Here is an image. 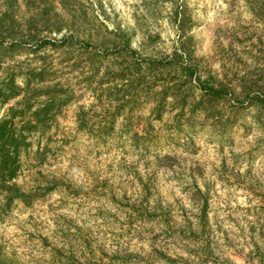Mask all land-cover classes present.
I'll return each mask as SVG.
<instances>
[{"label":"rangeland","instance_id":"374dc122","mask_svg":"<svg viewBox=\"0 0 264 264\" xmlns=\"http://www.w3.org/2000/svg\"><path fill=\"white\" fill-rule=\"evenodd\" d=\"M0 39V119L71 99L0 191V264H264V0H0Z\"/></svg>","mask_w":264,"mask_h":264},{"label":"trees","instance_id":"16d2710c","mask_svg":"<svg viewBox=\"0 0 264 264\" xmlns=\"http://www.w3.org/2000/svg\"><path fill=\"white\" fill-rule=\"evenodd\" d=\"M4 18L1 17V21ZM56 45V43L50 39L42 38L38 40V43L34 47L35 51L40 50L46 46H54V48H58L62 46L64 43V38ZM19 41H11L8 42V48H12L16 46V43ZM3 43L2 39H0V44ZM18 44L22 45L21 42ZM125 47L129 48L128 42L124 41ZM89 46H87L88 48ZM106 54V53H105ZM188 76L190 78L193 77V70L191 68L188 69ZM196 78V76L194 77ZM120 79H124L120 77ZM125 80V79H124ZM129 79L127 80V82ZM5 85L0 86V104L7 102L9 99L14 98L20 94V91H15L13 88L19 87L15 82L13 77L8 78ZM8 85V86H7ZM13 86V87H12ZM128 84L126 85V87ZM199 88L205 95L209 97H220L225 94L226 89L224 87H215L209 84H200ZM126 96V95H124ZM166 96H173L167 93ZM70 97L67 95L60 98V94H49L46 95L44 99H36V103L28 104L27 108L19 109L18 111H13V108L10 107L11 113L8 116H4L0 119V191L5 192L7 195L6 202L10 204L15 195L20 194V190L18 189L17 184L13 181L17 172L21 166V155L23 152L27 151L31 147V141L29 140V135L32 134H40L39 124L47 122L50 116L53 114L54 108H61V106L66 105L70 101ZM176 99L173 97L174 102ZM128 100H125V102ZM62 102V103H61ZM37 104L38 107L31 109L33 105ZM127 104V103H125ZM182 105L178 107L181 108ZM133 108V107H131ZM31 110L32 118L27 119V121H21L20 125L17 128L11 125L15 118H24L26 111ZM121 112L115 113L109 119L107 123V127H112L113 120L115 117ZM105 127V126H104Z\"/></svg>","mask_w":264,"mask_h":264}]
</instances>
